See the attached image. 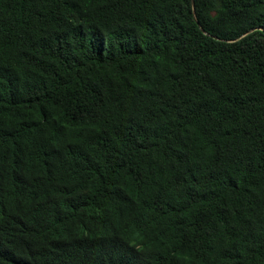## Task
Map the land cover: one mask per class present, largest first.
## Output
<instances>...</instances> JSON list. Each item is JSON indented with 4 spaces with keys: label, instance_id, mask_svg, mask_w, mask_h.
<instances>
[{
    "label": "trees",
    "instance_id": "obj_1",
    "mask_svg": "<svg viewBox=\"0 0 264 264\" xmlns=\"http://www.w3.org/2000/svg\"><path fill=\"white\" fill-rule=\"evenodd\" d=\"M0 264H264V0H0Z\"/></svg>",
    "mask_w": 264,
    "mask_h": 264
}]
</instances>
